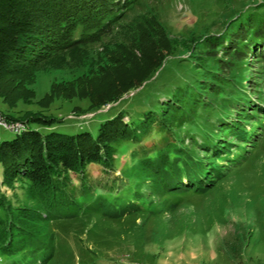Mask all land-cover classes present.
I'll return each instance as SVG.
<instances>
[{
  "label": "rangeland",
  "instance_id": "374dc122",
  "mask_svg": "<svg viewBox=\"0 0 264 264\" xmlns=\"http://www.w3.org/2000/svg\"><path fill=\"white\" fill-rule=\"evenodd\" d=\"M255 17H264V0H140L100 40L58 53L26 80L6 78L0 114L22 127L27 116H54L60 121L53 128L67 133L95 131L119 111L126 112L124 120L135 117L201 74L195 60L204 36ZM153 59H161L160 65L142 83L112 103L84 110L121 80L145 72ZM259 65L253 68L264 69ZM238 76L234 73L214 99L211 121L233 96ZM263 114L261 108L257 115ZM259 119L246 142L229 132L230 141L239 139L240 146L229 143L230 153L213 158L216 153L202 144L203 133L194 125L188 132L196 145L190 147L184 128L165 138L149 124L139 142L116 147L113 169L90 164L82 183L71 184L73 200L67 206H50L48 192L31 191L29 184H1L6 215L15 225L12 219L0 224V246L33 241L51 253L41 264H263L264 118ZM14 136L0 125V140ZM214 140L209 135V147ZM158 149L163 158L142 160ZM214 164L222 165L221 174L211 182ZM4 258L0 255V264Z\"/></svg>",
  "mask_w": 264,
  "mask_h": 264
},
{
  "label": "trees",
  "instance_id": "16d2710c",
  "mask_svg": "<svg viewBox=\"0 0 264 264\" xmlns=\"http://www.w3.org/2000/svg\"><path fill=\"white\" fill-rule=\"evenodd\" d=\"M139 1L0 0V85L6 78L26 80L42 63L58 53L100 40L111 33L118 21ZM253 21L235 23L223 33L204 36L195 60L201 65L196 69L201 74L173 88L163 102L157 103L156 109L145 108L127 120H124L126 112L119 111L99 122L95 131L85 129L76 133L53 128L60 121L54 116L23 118V130L13 132L15 136L11 139L0 140V185L29 184L31 191H39L44 196L48 192L50 206H67L66 203L73 200L71 184L77 181L73 185L75 188L82 183L87 167L99 164L113 169L112 153L116 147L127 141L131 144L139 142V135L149 124L164 132L162 136L165 138L180 128L187 133L194 125L203 133L202 144L216 153L211 154L212 158L219 153L226 156L232 150L229 143L240 146L241 142L239 139H234L236 143L231 142L228 133L238 135L237 138H244L242 142H246L256 133L253 124H260L262 119L259 117L264 118L257 115L264 108V90L261 92V83L257 82L264 69L256 71L253 68H260L259 64L264 68V17H255ZM163 49L156 55H161L166 50ZM160 60L153 59L145 72L121 80L113 91L101 94L95 106L90 103L84 110H94L118 100L151 76ZM234 73L241 74L234 84V94L226 100L216 120L211 121L207 116L213 108V101L221 94V89L230 84ZM249 93L256 96L251 100ZM216 125L222 130L216 132ZM186 135L191 137L190 147L196 145L193 135L189 132ZM209 135L217 138L213 147L207 143ZM159 152L158 149L145 155L142 160L149 162L158 156L163 158ZM214 167L211 182L219 178L222 165L214 164ZM196 169L203 171L202 167ZM202 180L204 182V178L198 181ZM66 187L69 188L67 192ZM7 206L4 193H0V224L3 226L12 219L6 215ZM38 211L31 209V212ZM21 216L26 215L22 213ZM14 221L12 224L15 225ZM33 245V241L23 245L13 241L1 245L0 255L5 257L2 264H41L51 256L46 249L40 251Z\"/></svg>",
  "mask_w": 264,
  "mask_h": 264
},
{
  "label": "built area",
  "instance_id": "2783aa9c",
  "mask_svg": "<svg viewBox=\"0 0 264 264\" xmlns=\"http://www.w3.org/2000/svg\"><path fill=\"white\" fill-rule=\"evenodd\" d=\"M17 122H19V121H16L15 120V122H13L12 120H10V119H6V118H4L1 114H0V125L1 126H3L4 128H6V129H16L18 126H19V123L18 124H15V123H17Z\"/></svg>",
  "mask_w": 264,
  "mask_h": 264
},
{
  "label": "bare ground",
  "instance_id": "6f19581e",
  "mask_svg": "<svg viewBox=\"0 0 264 264\" xmlns=\"http://www.w3.org/2000/svg\"><path fill=\"white\" fill-rule=\"evenodd\" d=\"M24 128H25L24 126L22 127V125H19L15 130L14 129H9V130H13V132H18L23 130Z\"/></svg>",
  "mask_w": 264,
  "mask_h": 264
}]
</instances>
